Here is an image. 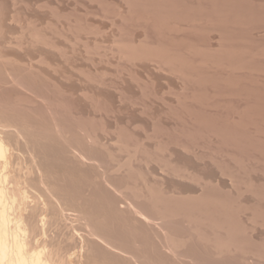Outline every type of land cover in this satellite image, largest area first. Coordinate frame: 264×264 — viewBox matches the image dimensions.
Segmentation results:
<instances>
[{
  "label": "rangeland",
  "instance_id": "1",
  "mask_svg": "<svg viewBox=\"0 0 264 264\" xmlns=\"http://www.w3.org/2000/svg\"><path fill=\"white\" fill-rule=\"evenodd\" d=\"M0 124L66 264H264V0H0Z\"/></svg>",
  "mask_w": 264,
  "mask_h": 264
},
{
  "label": "bare ground",
  "instance_id": "2",
  "mask_svg": "<svg viewBox=\"0 0 264 264\" xmlns=\"http://www.w3.org/2000/svg\"><path fill=\"white\" fill-rule=\"evenodd\" d=\"M11 129H15V131H16L17 126L11 125V124L10 125L9 124L8 125L0 124V264H66L65 263L66 255L64 256V254H66V253L64 252V254H63L62 250H60V249L55 250L56 248L55 249H52V248L48 249V243L49 242L47 243L46 242L47 240L44 239L45 236L43 237V235L48 234V229H50L52 226L54 227V226L58 225L57 220L54 222V217L52 219L53 221L52 220L46 221V220H48L47 219L48 217H46V220H44V219L41 220V218H40V222H41L40 223L39 221H37L39 218H37L36 217L37 215H35V212L38 210L37 209L38 207L36 208L37 209L36 211L34 210L35 208L33 207L34 209H32V210L30 209L29 214H28L29 216H28V218L25 219L27 224L31 226L28 236L26 238H23L19 233V230L21 228V227H19V224L24 221V218H23L24 216L22 217L21 215H19L20 212L17 213L18 206L16 204V201H17V198H20L22 190L27 189V188L29 189V188L33 187V185H34L33 181H32L33 178L31 177L32 176L31 174H33L32 173L33 170H31L32 172L29 171V173H27L28 175H26V176H23L24 174L21 175L22 169H21V167H18L19 165L17 162L19 159L16 160L14 158L13 153H11V148L8 147V144H7L8 141L5 142L4 139L5 138H9V139L13 138L15 141L14 143L16 145L14 147V149H16V147L18 145L17 136L21 137L22 133L19 130H17L18 133H15L17 135H14V133H13L14 131L12 132ZM12 147H13V145H12ZM23 177H25V179ZM35 180H37V179H35ZM37 181H39V180H37ZM41 184L44 185L43 180H41ZM38 188H40V187H38ZM41 189L43 190V188H41ZM44 190H46V189H44ZM23 192H25V191H23ZM50 196H51V193H50ZM39 200H40V198H39ZM42 202L44 203V201H42ZM55 202H57V200H55ZM29 203H28V205H29ZM45 203H47V202H45ZM26 205H27V203H26ZM28 205H27V207H28ZM128 205H130V204H128ZM45 207H44V209H45ZM130 207H132V205ZM42 208H41V210H42ZM134 208H132V209H134ZM60 209L61 208L59 207V210ZM69 212H71V211H69ZM134 212H135V210H134ZM136 212H137V210H136ZM26 214H27V211H26ZM65 214H67V213H65ZM49 216H50V214H49ZM139 216H140V214H139ZM64 218H65V216H64ZM25 229H27V228H24V230ZM20 231L22 232L23 230L21 229ZM69 231H71V230H69ZM59 233L61 234L62 232L60 231ZM62 235H63V233H62ZM96 235H98V234H96ZM41 236L43 237V239L45 241H42V238H41V240H40L41 243H39L38 239ZM52 237L53 236H51L50 238H52ZM71 238H73V237H71ZM53 239H54V237H53ZM53 239L51 240L52 242H53ZM66 239H67V237H66ZM64 242L66 243V241H64ZM70 246H72V245H70ZM66 247H67V245H66ZM61 249H63V251H65L64 246H63V248L61 247Z\"/></svg>",
  "mask_w": 264,
  "mask_h": 264
}]
</instances>
